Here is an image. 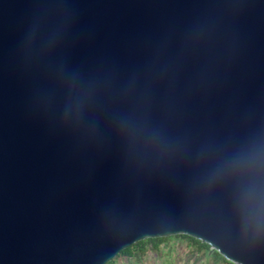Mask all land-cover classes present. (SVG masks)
Here are the masks:
<instances>
[{
	"label": "water",
	"instance_id": "95a60500",
	"mask_svg": "<svg viewBox=\"0 0 264 264\" xmlns=\"http://www.w3.org/2000/svg\"><path fill=\"white\" fill-rule=\"evenodd\" d=\"M176 235L264 264V0H0V264Z\"/></svg>",
	"mask_w": 264,
	"mask_h": 264
},
{
	"label": "trees",
	"instance_id": "16d2710c",
	"mask_svg": "<svg viewBox=\"0 0 264 264\" xmlns=\"http://www.w3.org/2000/svg\"><path fill=\"white\" fill-rule=\"evenodd\" d=\"M180 240H186L192 249H195L196 253L199 255L200 261L205 259L206 264H232L229 260H227L224 256H222L219 252L211 250V246L207 243H204L192 236L189 235H176L174 236ZM175 238V239H176ZM173 238L169 237H160V238H148L145 240H141L131 247L126 248L121 253L124 254V258L128 260H142L148 256L150 252L158 251L162 252L163 244L172 240ZM116 259V258H115ZM112 260L107 264H116V260Z\"/></svg>",
	"mask_w": 264,
	"mask_h": 264
},
{
	"label": "rangeland",
	"instance_id": "374dc122",
	"mask_svg": "<svg viewBox=\"0 0 264 264\" xmlns=\"http://www.w3.org/2000/svg\"><path fill=\"white\" fill-rule=\"evenodd\" d=\"M172 240L163 244L162 252L152 251L142 260L125 259L124 254L119 253L116 264H206L205 259L200 261L199 255L190 247L186 240H180L170 236ZM176 238V239H175ZM190 248V249H189Z\"/></svg>",
	"mask_w": 264,
	"mask_h": 264
},
{
	"label": "clouds",
	"instance_id": "9594fccd",
	"mask_svg": "<svg viewBox=\"0 0 264 264\" xmlns=\"http://www.w3.org/2000/svg\"><path fill=\"white\" fill-rule=\"evenodd\" d=\"M120 128L122 131L127 132L129 134H133V132H134V129L132 128V125L130 124V122L127 118L121 119Z\"/></svg>",
	"mask_w": 264,
	"mask_h": 264
}]
</instances>
